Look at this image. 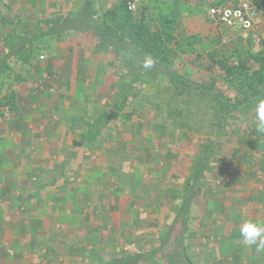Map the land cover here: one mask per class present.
Wrapping results in <instances>:
<instances>
[{
	"label": "crops",
	"instance_id": "obj_1",
	"mask_svg": "<svg viewBox=\"0 0 264 264\" xmlns=\"http://www.w3.org/2000/svg\"><path fill=\"white\" fill-rule=\"evenodd\" d=\"M47 1L49 5L55 3ZM127 1L97 0V6L102 11H115L120 19L134 14L127 11ZM220 1L140 0L138 10L148 7L155 18H173L178 37H197L196 48L210 50L208 38L212 32L219 31L212 28L211 23H216L207 17L208 7ZM69 2L76 9L84 0ZM201 9L205 12L198 14ZM235 33L242 34L234 30L231 34ZM72 35L75 37L63 42L62 47L55 46L57 49L46 65H38L39 69L33 67V76L23 82L28 83L27 86L21 83L17 87L16 109H11L9 118H4L0 106V264H35L34 259L65 260V264H89L87 261L100 264L104 258L136 251L149 254L161 249L159 246L165 241V235L168 236L169 227L166 234L157 232L158 228L166 226L164 223L157 225L153 220L145 222L128 215L135 209L139 212L154 209L162 213L168 208L165 202L170 203L169 195L173 196V189L171 193L163 189L149 192L142 186L128 185L130 187L122 193L112 187H106L105 192H97L101 180H105L107 186L111 185L110 177L120 167L114 163L113 156L107 160L110 149L114 148L115 138L112 137L115 132L112 137L103 136L114 129L117 122L112 120L108 123L92 141L83 139L84 131H88L84 123L87 108L94 103L92 99L111 101L116 91H109L107 87V92H104L99 88H106L107 82L113 84L117 77L107 80L103 71L109 67L110 60L100 55L82 33L72 32ZM94 69L96 73H92ZM48 76L52 79L50 90L49 87L41 91L35 86L30 88L34 80ZM96 109L93 108L94 111ZM137 143L136 146L141 148L143 142ZM133 151L136 152L135 159L146 160L139 157L140 150ZM225 162L229 164L231 161ZM231 164L237 166L234 173L231 176L227 172L222 173L230 182V188L222 180H219L221 184L218 187H205L199 204L207 212L203 216L205 229L202 232L207 234L203 241L212 245L205 257L211 264H264V252H257L255 246L245 244L239 231L246 220L264 222V154H258V158L253 155L243 158L238 163L241 166L235 161ZM162 165L168 166L166 170L173 173V163L163 161ZM181 189L185 192L184 187ZM97 193L103 197L95 198ZM134 200L138 206L133 205ZM23 211L27 212L26 215L20 214ZM196 212L192 206L190 216L195 217ZM120 213L126 219L121 217V221ZM163 215L166 216L165 213ZM173 219L174 215L169 226ZM106 227L119 228L118 240L132 245L134 250L120 256H106V248L110 243H116L115 236L107 237L109 231ZM185 234V239L178 238V245L189 249L196 237L190 231ZM171 239L174 240L173 237ZM38 244H43L41 250ZM175 247L177 251L181 248ZM188 257L191 260L192 256Z\"/></svg>",
	"mask_w": 264,
	"mask_h": 264
},
{
	"label": "trees",
	"instance_id": "obj_2",
	"mask_svg": "<svg viewBox=\"0 0 264 264\" xmlns=\"http://www.w3.org/2000/svg\"><path fill=\"white\" fill-rule=\"evenodd\" d=\"M247 1L264 12L259 0ZM97 5V0H84L76 9L46 15H29L12 8L5 13L0 12V106L15 110L16 91L12 88L29 81L36 64L46 65L40 60L41 53L47 52L52 56L62 37L72 32L82 33L100 55L110 60L108 65L113 66L114 75H118L113 83L116 91L113 108L100 110L93 122L85 120L88 131H84L83 139L94 140L108 123L119 118L133 96L135 84H148L156 89L152 103L158 109L163 104L167 119L175 125L179 143L168 153L175 152L176 165L182 170L178 180L185 181V192L167 234H174V224L178 222L182 223V233L185 234L192 206L201 203L205 187L211 185L209 173L218 169L216 157L223 137L234 126L237 117L248 114L257 100L264 98V39H250L247 47L242 41L229 52L220 48L198 50L199 39L178 37L171 17L155 18L148 7H143L118 19L115 11H102ZM148 56L155 60L151 69L143 67ZM187 64L194 67L192 73L184 68ZM120 68L122 73L118 72ZM127 117L130 118L131 114ZM208 118L217 127L216 136L203 138L194 151L185 148L187 140L184 136L188 131L198 133L197 121L202 123ZM184 160L190 162L189 167L185 166ZM185 169L188 170L186 176ZM175 244L178 245L176 240ZM159 250L149 254L136 251L104 258L100 264H138L155 259Z\"/></svg>",
	"mask_w": 264,
	"mask_h": 264
},
{
	"label": "rangeland",
	"instance_id": "obj_3",
	"mask_svg": "<svg viewBox=\"0 0 264 264\" xmlns=\"http://www.w3.org/2000/svg\"><path fill=\"white\" fill-rule=\"evenodd\" d=\"M52 1H54L55 3L49 5L50 3H48L47 0H1L2 5H0V12L5 13L8 9L11 10L12 8L14 10L21 9L27 12L29 15H36V14H47L48 12L49 13L58 12L61 10H68L73 8L72 7L73 5L70 4L69 0H52ZM200 11L201 12L198 11V14L200 13L203 14L205 12L204 9H201ZM260 18L261 21L259 22V24L254 28L253 31L249 32L248 35H242L238 33L231 34L233 32V29L228 25L213 24L210 22L212 28L216 27L214 30L218 29L219 31V33L212 32L208 38L207 44L209 45L211 44L210 50L220 48L224 52L225 51L229 52L230 50L233 49L235 44L241 43L242 41H243L242 44L246 46V43H248L250 39H252L253 41H256V39L258 38L264 39L263 11H260ZM70 37H75V36H73L72 34L66 35L65 37H62V40L58 42V45L57 44L56 45L59 48L62 47L64 45L63 42L70 39ZM42 55L45 56L44 59H41ZM50 56L51 55L48 54L47 52H43L40 55V60H42L43 63L48 62L50 59H52ZM36 66L38 67V64H36ZM121 68L118 69L119 73H122ZM184 68H186V70H191V73L193 72L192 70H194V67L189 64L185 65ZM96 71L97 70L94 69L92 73H96ZM113 71H115L113 66H109L106 68V71H103L104 76L107 80H110L113 77L116 78L118 76V75L115 76ZM87 72L88 70L85 72L86 75ZM88 73H89L88 76L90 77L91 75L92 77V74L90 73V69ZM83 74H84V70H83ZM51 82L52 79L49 76L42 77L40 79L37 78L31 84L30 88L34 89L35 86V88L40 90L49 87L50 90L53 87L51 86ZM19 85H21V83L14 85L12 90H15L17 92L18 91L17 87ZM23 85L27 86L28 83H23ZM108 85L109 83L107 82L105 84L106 88L100 87L99 90L107 92L109 88L110 89L109 91L111 90L113 91L114 85L111 84L109 85L110 87ZM132 90H133L132 91L133 96L124 106V109L122 110V114L116 120L117 123L115 124L114 129L111 128L108 132H105V134L103 135L106 138V136L109 135L111 136L113 132H115L114 137L111 136L112 138H115L114 148L113 150L110 149L109 151L110 154L107 157V160L110 161L111 156H113L114 163L120 165V167L117 170H115L117 171L114 172L115 175H112V177H110L109 183L111 185L107 186L106 185L107 182L105 180H101L100 184H98L97 192L98 191L101 192V190L102 191L104 190L105 192L106 187H112V189H117V192L122 193L124 192V190H127V188H129L130 186H136V185L142 186L145 191L147 190L149 192L155 191L156 189L157 190L163 189L165 192L168 190V192L171 193L173 189V196L171 197V195H169L170 203L168 204L167 202H165V206L168 208L162 211V213L163 214L165 213L166 216L163 215L161 211L157 213V211L154 209H152L151 211L146 210L144 212H139L138 209H135L136 211H133L132 214L128 215L132 218L138 217L140 220H143L145 222H148L149 220L151 221L153 220L156 222L157 225H161V223H164V225L166 226L165 227L162 226L158 228L157 232L161 231V233L165 232L164 234H166V230L169 226L168 224L171 223L170 221L171 216L175 215L176 209L178 208L179 200L181 199L184 193V190H182L181 188H183L185 181L178 180V176L180 178V174L182 170L178 168L179 165H176L177 162L175 161V157L173 156L175 152H173V154L168 153L169 151H172V148L175 150L176 147L175 145L179 143V140L177 134L175 133V125L171 122V120H168L167 116L165 115L166 107L162 104L161 109H158L156 105L155 104L153 105L152 103V101L155 100L156 89H152V87H150V85L148 84L138 83L135 84ZM160 97L161 95L158 96V98ZM92 100H93L92 102L94 103L91 106H88L87 108L88 115H86L87 116L86 120H88L89 118H91V120L96 119L97 115L101 113L100 110L102 109L107 111L108 109L110 110L113 108V104H114L113 98L110 99L111 100L110 102L109 100L108 101L105 100L104 102H101L103 100L102 98H99L98 100L97 99H92ZM93 108L94 110L95 108H97L96 111H94ZM129 114H131L130 118L127 117L129 116ZM209 118L205 119L202 123L197 121L195 127L199 129L198 133L188 131V133L184 136V139L187 140L184 142L185 148L194 151L197 149V146L200 145L199 141L203 140V138L205 137L214 138L216 136L214 132L217 127L214 126V124L211 122V119ZM254 118H255L254 110L250 111L248 114H246L243 117L241 116L237 117L236 120L234 121V126L228 131V134L223 137L222 145L220 146L219 149L220 152L216 157L217 158L216 163L218 169L213 170L209 173L210 175L209 178L212 179L210 186L214 188L218 187L219 184H221L219 183V180H222V183H227L228 188H230L231 186L230 182H227L226 177H223L225 175H223L222 173L227 172L229 173L227 174L229 176H231V174L234 173V170L237 169V166L235 167L232 166L231 162L235 161L239 166L240 164L238 163H241L243 161V158H246L248 156L250 157L252 155L258 158V154L260 155L264 154V136H260L256 134ZM84 126H86L85 123ZM126 130H128V132H126ZM195 138L200 140L197 141ZM141 141L143 142L141 143L142 147L139 148L138 146H136L135 143ZM137 149L140 150V152L138 151L139 157L146 159L145 161H139L138 158L135 159L134 154L136 152H134L133 150H137ZM163 157L166 160H164ZM172 157H174V160L172 159ZM186 158L190 159V157H186ZM225 160H229L231 162H229L228 164L227 162H225ZM163 161L166 162L170 161L171 164L173 163L174 165L173 173H170V170H166L168 169V166L167 167L163 166L162 165ZM226 164H228V166H226ZM98 165L103 166V164H98ZM106 165L108 166V164ZM189 165L190 162L188 160L185 161V166L189 167ZM145 168L146 171L143 170ZM186 170L187 169H185L184 172L185 176L187 175L186 173H188V170L187 171ZM128 185L130 186L128 187ZM94 197L98 199L100 197L102 198L103 196L97 193ZM134 201L135 203L133 202V205L138 206L139 203L137 204L136 200ZM195 208L197 209L196 216L193 218L191 217L192 219L187 227V231H190V234L194 233V237H196V241H194V244L189 249L187 250L182 249L180 244L177 245L181 247L179 248V251L175 250L176 244L174 240H176L177 244H179L178 238L183 237L185 239L186 237V234L182 233V229H183L182 223L178 222L174 224V234L171 236L165 235L164 238L165 241L163 242L164 244L162 243L161 246H159L161 249L156 255L157 258L155 256V259L150 260L151 263L149 261H142L138 264H211V261L209 262V260L205 256L207 250L211 248L212 245L211 243L204 244L203 238L206 237L207 234H204L202 232L205 229L203 216L204 213L207 212L206 210L204 211L202 210L203 205L194 206V209ZM26 213H27L26 211H23L20 214L26 215ZM118 215L120 218L115 217L116 215H114V217L116 219L119 218L121 221L123 220L121 219V217L126 219V217H123V214L120 213ZM11 218H19V217L11 216ZM106 229L107 232L109 231L107 237L110 238L111 236L113 237L115 236L114 238L116 240V243L113 244L110 243V246L106 248L107 249V253H105L106 256L107 255L113 256L115 254L120 256L122 255L123 252L134 250L132 249V245L124 241L120 242L118 240L120 237L118 233L119 228L109 229L108 227H106ZM133 232L134 229L132 230V233ZM171 237H173L174 240L171 239ZM134 238H136V236H134ZM199 240H201V243H199ZM42 245L43 244L37 245L40 247L39 248L40 250L42 249ZM4 250H6V247L4 248ZM187 255L192 256L190 258L191 260L187 259ZM33 262L35 264H42V263L65 264V260L49 261L44 259H34ZM87 262H89V264H92L93 261H87ZM81 264H86V262Z\"/></svg>",
	"mask_w": 264,
	"mask_h": 264
},
{
	"label": "built area",
	"instance_id": "obj_4",
	"mask_svg": "<svg viewBox=\"0 0 264 264\" xmlns=\"http://www.w3.org/2000/svg\"><path fill=\"white\" fill-rule=\"evenodd\" d=\"M140 0H128L126 8L129 12L138 11ZM207 17L211 22L216 24H226L234 31L248 35L261 21L260 10L247 0L238 2H227L223 4H212L208 7ZM45 56L42 55L41 59ZM4 118L11 116L12 110L7 106H2Z\"/></svg>",
	"mask_w": 264,
	"mask_h": 264
},
{
	"label": "clouds",
	"instance_id": "obj_5",
	"mask_svg": "<svg viewBox=\"0 0 264 264\" xmlns=\"http://www.w3.org/2000/svg\"><path fill=\"white\" fill-rule=\"evenodd\" d=\"M155 65V60L148 56L143 61L145 69H151ZM255 112V132L264 136V98L257 100L254 105ZM240 236L247 245L255 246L257 252H264V222L246 220L240 227Z\"/></svg>",
	"mask_w": 264,
	"mask_h": 264
},
{
	"label": "water",
	"instance_id": "obj_6",
	"mask_svg": "<svg viewBox=\"0 0 264 264\" xmlns=\"http://www.w3.org/2000/svg\"><path fill=\"white\" fill-rule=\"evenodd\" d=\"M260 5L262 6V8L264 9V0H259Z\"/></svg>",
	"mask_w": 264,
	"mask_h": 264
}]
</instances>
